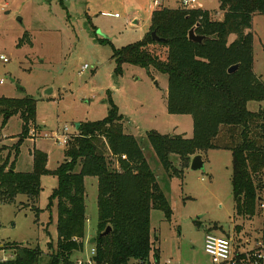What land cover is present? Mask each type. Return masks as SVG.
<instances>
[{
    "label": "rangeland",
    "instance_id": "obj_1",
    "mask_svg": "<svg viewBox=\"0 0 264 264\" xmlns=\"http://www.w3.org/2000/svg\"><path fill=\"white\" fill-rule=\"evenodd\" d=\"M154 1L0 0V55L7 58L6 62L0 59V98L34 99L35 125L48 135L66 126L72 137L77 133L76 124L103 119L113 104L123 116L127 133L138 139L151 130L190 138L192 116L167 110L165 74H150L146 68L131 64H123L121 72L115 74L114 49L143 39ZM156 1L167 8L181 6V0ZM189 7H201L212 11L213 18H222L219 0H195ZM252 32L254 71L264 81L262 15H254ZM101 38L108 43H101ZM260 106L263 103L256 101L247 104L250 111ZM21 125L19 115L11 116L3 126L0 123V161L7 156L9 161L14 158L13 146L21 138ZM34 148L46 153V167L53 170L69 146L50 138L24 139L16 156V170H32ZM146 156L173 211L170 221L160 210L150 212V231L158 238L153 247L159 249L160 263L170 259L172 264H217L204 251L207 233L232 238L234 254L264 247V207L260 205L252 218L235 213L229 150L203 152L201 168L184 167L182 176L171 178L167 186L165 172L151 149H146ZM174 163L180 164L177 157ZM40 183L35 201L29 202L25 195H17L12 202L0 198V262L13 258L12 245L38 246L44 260L48 244L55 248L56 205L47 209V204L57 178L42 175ZM84 187V244L71 254L72 261L89 255L88 240L96 235L97 178L86 176ZM260 194L264 205V189ZM149 259L153 260L152 252Z\"/></svg>",
    "mask_w": 264,
    "mask_h": 264
},
{
    "label": "trees",
    "instance_id": "obj_2",
    "mask_svg": "<svg viewBox=\"0 0 264 264\" xmlns=\"http://www.w3.org/2000/svg\"><path fill=\"white\" fill-rule=\"evenodd\" d=\"M219 9L222 18L215 19L206 9L156 7L143 39L114 49L112 54L115 74L121 72L123 64H131L146 68L150 74L166 75L167 110L192 116L190 138L151 130L138 139L127 133L123 116L111 104L103 119L76 124L77 133L55 169H48L46 153L34 148L32 170L18 171L20 144L29 138L32 126L38 127L35 100L0 98L1 125L13 115L22 120L21 138L13 146L14 158L9 161L7 156L0 161V198L12 202L17 195H25L29 202L35 201L41 191V176L57 178L47 204V209L56 205L55 248L48 244L44 260L38 246H6L12 248L13 258L1 264H74L70 256L84 244L86 176L97 178L93 243L97 260L143 264L151 252L158 259L159 249L153 247L158 238L150 231V212L160 210L170 221L173 211L148 162L147 148L163 168L166 186L171 178L182 176L193 156L209 149L229 150L235 213L244 218L257 213L264 189V81L254 71L252 20L254 15L264 17V0H219ZM191 29L204 39L199 43L189 40ZM152 31L160 40L152 39ZM98 40L108 43L106 38ZM234 65L237 68L229 72ZM251 101L263 106L250 111L247 104ZM175 157L179 165H175ZM108 226L110 231L100 235ZM258 249L235 254L236 264H263L261 258L253 257Z\"/></svg>",
    "mask_w": 264,
    "mask_h": 264
},
{
    "label": "built area",
    "instance_id": "obj_3",
    "mask_svg": "<svg viewBox=\"0 0 264 264\" xmlns=\"http://www.w3.org/2000/svg\"><path fill=\"white\" fill-rule=\"evenodd\" d=\"M195 0H181V7L184 8H190L189 5L194 3ZM159 1H154V6H158ZM0 59H2L4 62L7 61V58L4 57V55H0ZM86 67V66H84ZM0 82H2L0 80ZM29 138H38V137H43V138H50L52 139L55 143L60 144L62 146H65L69 140L71 139L70 136V131L68 127L63 126L60 128H57V130L53 131L48 135L47 133H43L37 130L36 127H31L28 132ZM264 207V205H261ZM89 241V240H88ZM90 252L89 255L86 258H77L76 260L72 261L74 264H107L103 262H99L96 258L97 252L96 248L93 244H90ZM261 245V244H260ZM259 248V247H258ZM204 251L210 255L212 261L214 263H225L228 262L230 264H236L237 261L235 259V254L233 252V246H232V238L228 236H218L212 233H207L204 237ZM253 257L256 258H264V247L260 246L258 251H255L253 254ZM2 261H7V260H2ZM135 264H141L137 261H134ZM245 263V262H244ZM243 263V264H244ZM143 264H172V261L170 259H167L160 263L158 259L153 258L152 261L150 259L143 263ZM245 264H251L250 262H247ZM256 264V262L252 263Z\"/></svg>",
    "mask_w": 264,
    "mask_h": 264
},
{
    "label": "water",
    "instance_id": "obj_4",
    "mask_svg": "<svg viewBox=\"0 0 264 264\" xmlns=\"http://www.w3.org/2000/svg\"><path fill=\"white\" fill-rule=\"evenodd\" d=\"M19 20H20V18H19ZM151 37H152V39L155 40V41L160 40V38H158V37L156 36L155 31H152V32H151ZM188 38H189V40H191V41H193V42L199 43V42H201V41L204 39V36H199V35L194 34V30L191 29V30L188 32ZM236 68H237V65L231 66V67L228 69V71H229V72H232V71L235 70ZM202 165H203V160H202V156H201V154H197V155H195V156L192 157L191 162H190V167H191V169H194V170L199 169V168L202 167ZM109 231H110V227L108 226V227H106V229H105L104 231H102V232L100 233V235H105V234H107ZM94 242H95V237H91L90 240L88 241L89 244H93Z\"/></svg>",
    "mask_w": 264,
    "mask_h": 264
},
{
    "label": "crops",
    "instance_id": "obj_5",
    "mask_svg": "<svg viewBox=\"0 0 264 264\" xmlns=\"http://www.w3.org/2000/svg\"><path fill=\"white\" fill-rule=\"evenodd\" d=\"M159 6H163V5H160V4H159L158 6H155L154 9H155L156 7H159ZM163 7H165V6H163ZM194 8H201V7H194ZM154 9H153V10H154ZM201 9H203V8H201ZM131 21H132V20H131ZM134 23H135V22H134ZM262 204H263V203H262ZM262 204H261V205H262ZM260 207H262V206H260ZM89 240H90V239H89Z\"/></svg>",
    "mask_w": 264,
    "mask_h": 264
}]
</instances>
